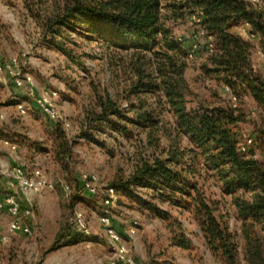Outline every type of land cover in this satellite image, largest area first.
I'll return each mask as SVG.
<instances>
[{
	"label": "rangeland",
	"instance_id": "obj_1",
	"mask_svg": "<svg viewBox=\"0 0 264 264\" xmlns=\"http://www.w3.org/2000/svg\"><path fill=\"white\" fill-rule=\"evenodd\" d=\"M63 2L0 0V61L10 64L12 59L17 60V66H11L14 76L6 70L7 84L0 83V110L4 114L0 119V196L15 194L22 210L31 208L33 212L30 217L22 214L23 221L32 226V235L21 234L0 241V264H106L112 261L117 264H250L241 235L245 219L234 201L238 196L251 199L253 193L246 189L229 193L213 177L201 180V186L215 203L216 215L237 238L238 254L234 263L209 247L193 208L179 205L180 199L162 200L152 189L141 186H132L128 192L116 188L117 201L109 207L112 224L122 234L130 259V262L117 261L100 220L107 208L104 189L122 178L127 179L142 158L158 155L162 148H168L170 140L163 131H158L150 142L148 127L133 123L137 110L133 105H138L139 98H125L130 74L110 59L112 56L119 60L117 52L75 31L49 32V20ZM198 22V14H187L169 22L174 36L181 38L188 49L185 78L193 91L192 98L233 105L225 85L203 70L204 58L210 51L199 33ZM239 28L236 32L254 44L252 60L264 65V57L257 53V37L244 34V29ZM189 49L195 50L194 57L189 56ZM26 74L32 81L18 87L15 78L23 79ZM47 90L59 91L57 104L61 117L71 123L69 129L62 121L49 119L38 107L37 97ZM103 94L119 101L124 117L95 121L97 100ZM242 97L239 104L245 109L246 119L239 123V128L243 142L253 138L250 156L264 160V141L257 136L264 130V124L252 97L248 94ZM143 98L153 102L150 95ZM19 102L28 107L27 114L18 111ZM159 118L163 120L162 125L168 122L164 125L166 129L175 124L170 111L165 110ZM57 128L72 140L73 154L65 163L55 155L59 143L55 136ZM6 140L17 144V151ZM188 143L184 136L183 147L192 146ZM15 162L28 170L41 168L55 188L34 194L29 206L6 175ZM91 175L97 177L95 185L99 193L96 195L83 187L84 177ZM62 184H68L70 189L66 190ZM142 199L152 202V208ZM78 210L84 212L93 229L89 237L74 229L73 216ZM9 218L6 211L0 210L1 233L6 230ZM251 221L253 217L248 216L247 222ZM131 228L135 229L134 234ZM260 235L264 238L263 230ZM179 236L188 238L191 245L181 246Z\"/></svg>",
	"mask_w": 264,
	"mask_h": 264
},
{
	"label": "trees",
	"instance_id": "obj_2",
	"mask_svg": "<svg viewBox=\"0 0 264 264\" xmlns=\"http://www.w3.org/2000/svg\"><path fill=\"white\" fill-rule=\"evenodd\" d=\"M187 14H198L199 33L201 27L207 30V36L201 35L207 46L212 37L214 50L204 58V72L230 87L237 97L236 106L192 98L185 78L188 49L169 25ZM245 22L264 52V3L255 5L249 0H167L166 4L162 0H64L49 20L48 30L57 34L75 31L117 52L119 60L110 59L130 74L125 98H139L138 105L132 104L137 109L133 123L148 127L150 142L158 131L170 140L168 148L142 158L127 179L112 186L125 192L141 186L152 189L162 200L180 199L179 205L197 213L212 251L230 263L237 258V238L216 215V205L206 196L201 180L218 179L229 193L251 190V199L238 196L234 202L245 219L241 235L246 257L250 264H264V238L260 235L264 231V160L250 156L254 142L248 144L247 152L242 151L247 140L243 142L239 128L246 119L239 104L244 94L255 101L264 124V71L253 66V42L235 30ZM191 52L195 50L189 49L188 54ZM147 95L153 102L143 98ZM97 107L95 121L124 117L119 101L110 94L99 96ZM165 110L175 120L169 129L164 126L168 122L162 125L159 118ZM55 136L59 141L55 155L65 163L73 154L72 140L60 128L55 129ZM184 136L192 146L183 147ZM257 136L264 141V130ZM143 201L152 208V202ZM248 216L253 221L247 222ZM179 237L181 246L191 245L188 238Z\"/></svg>",
	"mask_w": 264,
	"mask_h": 264
},
{
	"label": "built area",
	"instance_id": "obj_3",
	"mask_svg": "<svg viewBox=\"0 0 264 264\" xmlns=\"http://www.w3.org/2000/svg\"><path fill=\"white\" fill-rule=\"evenodd\" d=\"M251 3L255 5H263L264 0H249ZM245 31L248 30V35L251 37L257 36L256 33L250 29L249 23L245 22ZM200 35L207 36V30L203 27L200 28ZM208 49L210 52L214 50V44L212 43V37H208ZM257 53L260 56L264 57V52L261 48L257 47ZM190 57H194V53L191 52L189 54ZM253 66L255 68H260L264 71V65L252 60ZM11 66H17V60L14 58L11 60L10 64H4L0 61V83L7 84V75L8 73L14 76V71ZM25 81H32V77L29 74L24 75L23 79L20 77L15 78V84L18 87H22ZM225 89L230 95L231 100L234 102L233 105L236 106L237 97L235 94L231 92L229 86H225ZM60 98V94L58 90H47L40 94L37 97V104L40 110L51 120L54 121H62L63 125L66 129L71 127V123L69 121L64 120L59 111V107L57 104V100ZM17 109L21 114L28 113V107L22 103H17ZM253 114L255 111H252ZM4 117V114L0 110V119ZM253 142L252 138H249L245 144L242 145V151L247 152L248 144ZM5 143L9 144L11 149L17 151L18 145L15 143H10L8 140ZM12 181V184H16L19 188L20 192L25 197L29 206H32V196L38 192H42L47 189H54L55 184L50 181L44 174L43 170L39 167H36L32 170L26 169L24 166L14 163L13 167L6 174ZM97 177L95 175L85 176L83 179V187L84 189L92 194L96 195L99 193L98 187L95 185V181ZM62 186L69 190L70 186L68 184H62ZM104 202L106 204V209H104L100 215V220L102 224L105 226V233L109 239L110 245L115 251L117 261H125L130 262V259L127 257V247L123 241L122 234L115 228L112 224V218L110 215L109 207H111L117 201V189L113 186H108L104 189ZM0 210L6 211L10 218L6 223V230L4 232H0V241H6L10 237H16L21 234L23 235H32L33 229L30 224H27L22 219V214L24 213L26 216H33V212L31 208H27L24 211L22 210L21 202L19 198L15 194H6L4 196H0ZM73 225L75 231L79 232L81 235H85L87 237L93 234V229L89 225L87 218L82 210L75 211L73 216ZM131 233H135V229L131 228ZM106 264H117L116 261H112Z\"/></svg>",
	"mask_w": 264,
	"mask_h": 264
},
{
	"label": "crops",
	"instance_id": "obj_4",
	"mask_svg": "<svg viewBox=\"0 0 264 264\" xmlns=\"http://www.w3.org/2000/svg\"><path fill=\"white\" fill-rule=\"evenodd\" d=\"M245 24L244 23H242L241 25H239L238 27H236V31H238L240 28L239 27H242L243 29H245V26H244ZM248 32V31H247ZM244 34H247L246 33V31L244 30ZM248 35V34H247ZM257 37V36H256ZM246 38H247V36H246ZM254 38V37H253ZM256 40H257V38H256Z\"/></svg>",
	"mask_w": 264,
	"mask_h": 264
}]
</instances>
